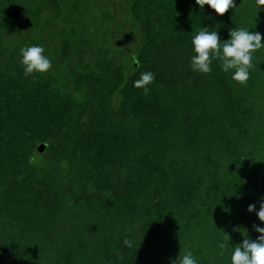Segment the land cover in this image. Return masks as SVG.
I'll list each match as a JSON object with an SVG mask.
<instances>
[{"label":"trees","instance_id":"obj_1","mask_svg":"<svg viewBox=\"0 0 264 264\" xmlns=\"http://www.w3.org/2000/svg\"><path fill=\"white\" fill-rule=\"evenodd\" d=\"M235 4L0 0V264H231L242 233L256 240L264 48L246 85L218 60L191 68L202 27L264 37L256 0ZM33 45L52 68L25 77Z\"/></svg>","mask_w":264,"mask_h":264},{"label":"clouds","instance_id":"obj_2","mask_svg":"<svg viewBox=\"0 0 264 264\" xmlns=\"http://www.w3.org/2000/svg\"><path fill=\"white\" fill-rule=\"evenodd\" d=\"M200 9L208 5L218 16H224L229 9L236 7L235 0H195ZM258 12L264 10V0H256ZM229 39L221 41L217 31H209L208 27H202L192 38L194 55L191 58L193 71L209 74L212 71L213 60L220 62V67L225 73H231V79L240 85H246L250 78V70L255 67L252 63L253 54L264 48V37L259 32H252L245 28L229 30ZM42 46H25L21 48L22 59L20 61L24 69L25 77L34 74H44L51 70L52 62L44 55ZM155 81V74L142 72L140 78L134 81L133 87L142 89L147 94L149 85ZM122 99V98H121ZM256 205L250 204L247 211H255ZM258 219L264 223V197H261ZM253 230L259 235L256 240H251L248 235L234 228L244 236L243 242L237 244L231 253V264H264V227L253 224ZM226 234V233H225ZM230 236L226 234L225 241L218 244L221 255L227 249ZM125 245L131 247V241L124 240ZM172 264H197L191 252L179 254Z\"/></svg>","mask_w":264,"mask_h":264},{"label":"rangeland","instance_id":"obj_3","mask_svg":"<svg viewBox=\"0 0 264 264\" xmlns=\"http://www.w3.org/2000/svg\"><path fill=\"white\" fill-rule=\"evenodd\" d=\"M104 4H105V3L102 2V5H104ZM121 28H122V27H121ZM121 28H120V29H121ZM128 31H130L129 34H128V36L132 37V31H131V29H128ZM116 32H117V34H116V36H117V35H118V30H117V28H116ZM130 37H128V40H130V41L132 42V40H131Z\"/></svg>","mask_w":264,"mask_h":264}]
</instances>
